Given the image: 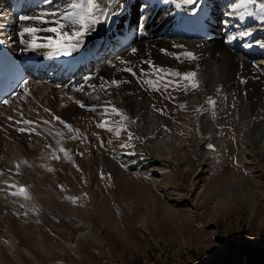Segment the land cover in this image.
<instances>
[{
    "label": "bare ground",
    "instance_id": "6f19581e",
    "mask_svg": "<svg viewBox=\"0 0 264 264\" xmlns=\"http://www.w3.org/2000/svg\"><path fill=\"white\" fill-rule=\"evenodd\" d=\"M70 3L81 4L80 0H53L51 4L44 2L41 8L27 16L52 11L54 8L64 12ZM99 3L101 7L111 5L116 15L110 17L107 22L97 23L82 38L79 48L72 51L115 52L113 56H105L104 62L92 69L95 79L88 77L87 80L79 81L71 88V92L59 86L60 80L35 82L28 89L22 90L20 95L24 96L23 100L0 108V258L4 257L1 258L3 261L0 264H45L46 260L59 257L67 250L77 252L84 244L94 248L107 245V239H104L100 229L94 225H91L92 228L82 223L79 225L76 221L78 215H88L89 211L95 218L101 217L100 212L96 211L100 207L96 197H88L92 203L88 204L86 210H78V207L70 205L73 204L70 200L77 195L81 187L90 189L89 184L94 178L92 176L97 171L107 172L105 168L111 170L114 173L115 188L127 190V196H122V202L126 201L124 204L128 206H124L125 209H131L129 212L132 214L138 210L136 205L130 202L132 199L129 194L135 196L136 201L137 197L143 199L147 188V185L143 184L148 183L146 178L142 176L144 179L138 180L135 176L141 175L125 173L118 167L121 164L117 165L116 162L105 159L101 151H93L91 147L95 145V138L88 135L92 125L97 127L100 134L103 129H111L113 137L118 140L115 153H127L124 148L138 145L135 143L138 136L144 140L162 131L163 125L161 126V121L158 122V117L166 122L178 120L180 122L173 123L169 128V132L174 135L170 136V140L167 137H150L146 143L140 141V146L136 149L147 152L153 157V162L156 160L157 163H186V170L181 173L183 177H187L191 186H197L204 173H215L214 170H218V175H214L216 177L212 176L210 181L207 180L214 186L210 188V185L201 184V187L205 186L203 189L211 191L208 196L224 187L229 188L230 184H238L244 187L247 194L252 193V189L246 186L247 183L240 180V176L244 180L246 178L237 174L241 171L238 169L251 170L253 167L249 164H258L251 170L255 172L252 174L251 183L257 189L264 187V15L258 13L253 5L235 7L241 0H194L192 3L187 0H99ZM0 6H3L0 17L5 29L4 22L8 20L5 0H0ZM132 6L137 10L132 19L133 29L123 32L116 21L123 8L131 9ZM157 11L158 14L152 22L151 17ZM212 11L214 14H211ZM194 12L202 13L204 25L208 27L209 37L201 41L190 37L180 20L181 15ZM64 23L69 24L68 31L76 30L69 21ZM34 25L33 21H20L18 29L9 32L8 38L18 37V50L24 59L35 58L37 62H45L44 69L48 70L47 73L54 74L59 66L66 62V55L55 49L30 47L27 43L30 37H21L20 33L24 27ZM135 27L138 29L134 30ZM110 32L112 35L126 34L127 41L136 49V54L129 55L133 52L132 48L118 51L114 42L107 48L104 47L101 39L109 37ZM241 32L248 34L240 36ZM53 35L47 32L39 33L40 37ZM231 37L236 39L229 43ZM183 45L187 48L183 49ZM177 53L183 56L192 53L195 59L186 56V62L178 63L177 57H174ZM195 63L196 65L192 66ZM171 67L182 70L181 74L195 73L194 82L198 87L191 96H177L175 90L171 92V97L176 95L173 103L165 99L154 101L146 97V81L143 79L148 74H142L143 71L149 74L153 71V74L164 77L163 70ZM124 77L129 78L128 83H123L121 78ZM112 79L121 81V84L113 87ZM97 80L101 87L102 99L98 95ZM30 83L31 81L28 85ZM103 86H107L106 89ZM107 95L109 97L106 98ZM195 109H198L199 115ZM92 110L101 111L103 116L95 117ZM76 113L81 115L80 118L75 116ZM196 115L200 118L202 131L208 132L216 145L221 144L216 146V152L200 149L197 155L202 161L197 163L191 157L195 150L190 147L193 145L191 137L184 138L181 134L188 126L195 125ZM101 124H104V127H100ZM227 127L233 134H237L240 143L245 146L242 154L239 151L242 158L240 167L238 162L223 165L221 159L226 156L225 150L230 146H225L220 138L213 136ZM199 132L202 133L200 129ZM70 139H73V142H70ZM203 144L206 145V142ZM76 153L79 157L84 156V159L74 158ZM213 153L216 155L214 158L221 153V159H213ZM124 159L128 160L124 161L125 166L134 165L136 174L151 162L145 159L137 166L138 162L129 160L128 155ZM192 163L197 166L196 169H193ZM73 164H77L76 170L72 169ZM162 180L167 181L165 178L159 180V186ZM68 186L72 190L66 192L64 187ZM20 188L26 190L27 198L20 194L13 195ZM204 195L201 193V196ZM62 197L66 199L61 201ZM66 200H69L70 204L65 203ZM178 203L180 202L177 201L176 204ZM127 211L126 218L130 217ZM164 211L168 215L166 217L173 219L177 209L167 204ZM16 215L21 217L17 218ZM134 219L143 225L140 216H135ZM38 220H41L43 226H47L54 236L40 232ZM117 223L113 219L112 228L118 229ZM48 240L52 241V244H48ZM108 250L107 247L104 251L107 253Z\"/></svg>",
    "mask_w": 264,
    "mask_h": 264
},
{
    "label": "rangeland",
    "instance_id": "374dc122",
    "mask_svg": "<svg viewBox=\"0 0 264 264\" xmlns=\"http://www.w3.org/2000/svg\"><path fill=\"white\" fill-rule=\"evenodd\" d=\"M182 48L186 49L187 46L183 45ZM135 54L136 51L129 53L130 56ZM174 57H177L178 63L187 61L186 56L180 53L175 54ZM195 65L196 63L192 66ZM109 66H111V64H109ZM112 67L113 65L111 68ZM169 69L170 68L163 70L165 72L164 77H160V74H153V71L150 72V74L147 73V71H143L142 74H148L145 76L146 78L143 79L146 81L144 87L146 90V97L152 98L154 101L165 99L167 102L173 103L176 95L171 97V92L175 90L177 96H184L186 94H188V98L191 96L196 89V87H192L191 81L185 80L182 76L172 74H181L183 71L173 67ZM156 77L157 80L155 81ZM94 79L95 78H93V80ZM121 79L123 83L129 82V78L124 77ZM113 80L117 79H112V81ZM233 80H235V75ZM96 84L99 87L100 84L98 80ZM120 84L121 81H118L117 84H112V86L117 87V85ZM103 87L106 89L105 87L107 86ZM98 90V95L100 99H102L101 87H99ZM105 97L107 98L109 96L107 95ZM160 109L163 111L162 108ZM196 111L199 115L198 109H195V112ZM92 112L97 118L103 116L101 111L92 110ZM163 112L166 114L168 113L167 110ZM198 115H196L197 119H195V125L193 127H191V125L188 126L187 130L181 133L184 138L191 137L190 139L193 145H190V147L195 148V150L193 149L194 152L191 157L196 163L199 160L202 161V158L197 155L201 151L200 149L216 152L217 147L221 145H216L213 141V137L210 136L208 132L202 131ZM75 116L80 118L81 115L76 113ZM158 120V122L161 121V126L163 125L162 131L150 137L154 139L167 137L170 140V136L174 135L169 132V128L173 123L180 121L171 120L166 122L163 121L161 117H158ZM44 122L47 123V121ZM96 128L95 125H92L88 130V135L95 138V145L91 147V149L97 152L101 151L105 159L116 162L117 165L121 164V166H118L121 171L141 175L140 177L135 176V178L138 180L146 178L145 180L148 182L143 184L147 185L144 191L147 197L145 195L143 199L137 197L138 200L136 201L134 198L135 196L129 194L132 199L130 202H133V205H136L138 209L134 211V214L135 216L141 217L143 225L134 219V214L129 212L131 209L128 211L125 209L124 206L126 205L124 203H126V201L122 202V196H127L125 194L127 190L125 189L124 191V189L115 188L114 173L108 170V168H105L107 172H102L103 170L97 171L92 176L94 178H92V183L90 182L89 184L90 189L85 186L81 187L78 193H76L77 195L74 194V198L70 200L73 204H70L69 200H66L65 203L78 207V210H86L88 204L91 202V199L89 198V201L88 197L94 195L100 202V207L96 211H98V213L100 212L101 217L95 218L89 211L88 215H78L76 221L79 222V225L81 223L86 226L88 225V227L94 225L98 230L100 229L99 231L104 239H107V245L94 248L84 244L78 248L77 252L67 250L61 253L62 255H59V257H51L46 260L44 262L45 264H264V199H262L264 198V187H259L257 189L251 183L253 178L252 174L255 173L251 170L255 166H258V164H249L250 167H253L251 170L246 171L245 169H238L241 171L237 172L239 176L243 175L246 178V180H244L240 176V180H242L243 183L245 182V184L247 183L246 186L252 189V193L247 194L244 187H240L238 184H230L229 188L224 187L208 196V193L211 191L207 188V190L203 189L205 186L201 187V184L210 185V188L214 186L210 184L209 178L212 176L216 177L214 175L216 173L218 175V170H214L215 173H213V171L204 173L202 177L206 181L202 179L197 186H191L187 181V177H183L181 173L185 172L186 163H165L164 161L157 163L156 160L153 162V157L149 156L147 152L136 149L140 141L146 143L148 139H151L150 137L143 140L138 136L137 142L134 141L138 145L133 144L132 148L126 146L124 149H127V153H115L117 152L118 140L113 137L111 129H103L102 134H100ZM199 129L202 133L199 132ZM231 130L233 131V127H231ZM215 135L217 138H220L221 142H224L225 146H230V148L227 147L225 150L226 156L223 155L224 157L222 159L221 153H219L220 155L216 158H214L215 154L213 153L211 155L213 159L223 160L224 166L242 161L240 152H243L245 146L240 143V139L237 138L236 133L233 134L229 130V127H227L221 133L217 132L213 136ZM70 142H73V139H70ZM204 142H206L207 146L203 144ZM209 145L212 147L210 148ZM126 155L129 156V160L137 161V166H140L142 164L141 161L145 159L146 161H151L150 165L145 169H140L136 174L133 164L125 166L124 161H128L124 159ZM74 158L84 159V156L79 157V154L76 153ZM241 164L243 163L241 162ZM73 165L72 169L76 170L78 168L77 164ZM192 166L193 169L197 168V166H194V163H192ZM238 166L240 167V163ZM142 176L144 178H142ZM164 178L167 181L162 180L159 186L157 182ZM207 180H209V183ZM64 188L66 192L72 190L69 186L68 188ZM201 193L203 195L207 194L201 196ZM181 195L182 197H180ZM64 198L62 197L61 201H64ZM166 199L168 200L165 202ZM177 201L180 203L176 204ZM167 204L177 209V212L173 215V219L166 217L168 215L166 211H164V207ZM126 207L128 208V206ZM184 209H188V211H183ZM126 211L129 212L127 215L130 217H125ZM112 213L114 217H112ZM17 216L20 215H16V217ZM113 219L118 222V229L112 228ZM37 226L40 232L44 231L46 234L54 236L47 226H43L41 220H38ZM42 226L43 228L45 227L44 230ZM15 239L16 237H14V240ZM48 241V244H52V241ZM107 247L109 248L107 251L108 254L104 251ZM1 258L3 259L4 257ZM2 259L0 263L3 261ZM33 264L38 263L35 262Z\"/></svg>",
    "mask_w": 264,
    "mask_h": 264
},
{
    "label": "snow or ice",
    "instance_id": "6c2138e0",
    "mask_svg": "<svg viewBox=\"0 0 264 264\" xmlns=\"http://www.w3.org/2000/svg\"><path fill=\"white\" fill-rule=\"evenodd\" d=\"M53 0H45V3L51 4ZM187 2L192 3L194 0H187ZM247 5H253L256 11L262 15H264V0H241V3L235 5V7H245ZM99 15H96V13ZM252 15V13H248ZM116 15L115 10L111 5L101 7L99 0H86L83 4L70 3L66 6V10L64 12L59 11L58 8H54L52 11H44L40 12L34 16L21 15L19 17L20 21L28 22L33 21L35 25H52L50 27H38V26H26L23 28L20 33L21 37L28 36L30 39L27 41L28 45L32 48H50L55 49L58 52H62L64 55H70L72 51L79 48L82 38L87 34L88 31H91L97 23L107 22V20ZM64 21H69L70 25L74 27L76 30L68 31L69 24H65ZM47 32L53 33V36L49 37H40L39 33ZM248 33L241 32L240 36H245ZM236 39V37H231L228 41ZM22 42H24L22 40ZM133 52L136 49H132ZM163 51V50H162ZM186 56L190 59H195L192 53H187ZM131 71L130 69H128ZM176 76L183 75L185 80L193 81L192 87H198V85L194 82L195 73H172ZM113 84H117L116 81L112 82ZM118 86V85H117ZM4 103H8V101H4ZM212 103V101H209ZM83 107V105H81ZM113 111H116L113 109ZM25 123H30L25 121ZM67 126V125H66ZM100 127H104V124L99 125ZM211 148L212 146L209 145ZM19 167V165H17ZM15 187V186H13ZM24 195L27 198L26 190L20 188L18 192L13 193V195Z\"/></svg>",
    "mask_w": 264,
    "mask_h": 264
}]
</instances>
